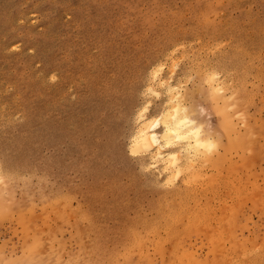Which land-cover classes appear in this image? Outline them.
<instances>
[{
	"label": "rangeland",
	"instance_id": "1",
	"mask_svg": "<svg viewBox=\"0 0 264 264\" xmlns=\"http://www.w3.org/2000/svg\"><path fill=\"white\" fill-rule=\"evenodd\" d=\"M170 262L264 264V0H0V264Z\"/></svg>",
	"mask_w": 264,
	"mask_h": 264
},
{
	"label": "bare ground",
	"instance_id": "2",
	"mask_svg": "<svg viewBox=\"0 0 264 264\" xmlns=\"http://www.w3.org/2000/svg\"><path fill=\"white\" fill-rule=\"evenodd\" d=\"M168 83V82H167ZM164 85V84H163ZM170 87V85H169ZM174 87V86H173ZM210 92H213L214 94L217 91H215V87L212 86L210 87ZM170 89H172L170 87ZM171 91V90H170ZM169 91V92H170ZM168 92V93H169ZM167 93V94H168ZM177 96V95H176ZM219 97V95H218ZM176 100V98H175ZM178 100V99H177ZM174 103L175 105L171 108L172 111H164L160 117L155 118L154 120L151 118H148V116L146 115L147 112V108L145 111L144 108H142L141 112V125L139 123V130H137V133L132 137V149L136 150H142V151H149L151 152L153 150L154 147H152L153 145H155L156 147V152H158V154L156 153V156H161L162 154V149H164L165 146H168L175 142V141H179L180 142H184L187 145L190 146V148H199V147H205L210 145V139L208 137H205L202 133V126L200 123H198L195 118L190 117L187 112H186V108L184 105H181L182 103H180L179 101H177ZM217 100V99H216ZM173 101V100H172ZM215 101V100H214ZM171 106V105H170ZM170 109V108H169ZM190 114V112H189ZM138 115V114H137ZM140 115V114H139ZM138 117V116H137ZM160 128H162L161 133L158 131ZM204 130V129H203ZM176 143V142H175ZM174 144V143H173ZM175 152V151H174ZM168 153L170 155V157L174 156L175 159V153ZM154 153V151H153ZM172 155V156H171ZM177 155V153H176ZM163 156V155H162ZM179 155H177L176 157H178ZM164 157V156H163ZM169 157V156H168ZM155 158V157H154ZM163 159V158H162ZM178 159V158H177ZM171 160V159H170ZM176 160V159H175ZM55 205V204H54ZM57 205V204H56ZM22 210V209H21ZM24 211V210H23ZM59 211V210H58ZM61 212V211H60ZM59 212V213H60ZM58 213V212H57ZM61 214V213H60ZM62 215V214H61ZM85 216H87L86 214H84ZM57 216V215H55ZM66 216V215H65ZM58 217V216H57ZM87 218V217H86ZM177 218V217H176ZM32 219V217H31ZM174 221V220H173ZM178 221V220H177ZM80 222V221H79ZM176 223V220L175 222ZM29 224V223H28ZM171 224V223H170ZM31 226V225H30ZM42 227V226H41ZM224 234V233H223ZM229 234V232H228ZM220 235V234H219ZM231 235V234H230ZM221 236V235H220ZM218 238V237H217ZM233 239V238H232ZM235 243V242H233ZM237 243V242H236ZM220 247H222L220 245ZM218 248V247H217ZM42 249V248H41ZM219 249V248H218ZM245 250V249H243ZM40 251V250H39ZM222 251V250H221ZM225 252V251H224ZM240 252V250H239ZM247 252V251H245ZM227 253V252H226ZM234 253V252H233ZM53 254V253H52ZM245 254V253H244ZM227 255V254H226ZM231 256V254H230ZM227 256V257H230ZM53 257V256H52ZM245 258V255H244ZM26 259V258H24ZM229 259V258H228ZM230 260V259H229ZM228 260V261H229ZM245 260V259H244ZM234 261V260H233ZM72 262V261H71ZM220 262V261H219ZM31 263V262H30ZM44 263V262H43ZM171 263V262H170ZM173 263V262H172ZM171 263V264H172ZM244 263V262H243ZM72 264V263H71ZM168 264V263H167ZM222 264V263H221ZM225 264V263H224Z\"/></svg>",
	"mask_w": 264,
	"mask_h": 264
}]
</instances>
